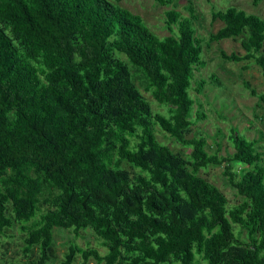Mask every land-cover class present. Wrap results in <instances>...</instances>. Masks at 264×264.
Segmentation results:
<instances>
[{"label": "trees", "instance_id": "16d2710c", "mask_svg": "<svg viewBox=\"0 0 264 264\" xmlns=\"http://www.w3.org/2000/svg\"><path fill=\"white\" fill-rule=\"evenodd\" d=\"M115 1L0 0V249L17 239L21 252L0 264L52 263L55 229H89L105 249L70 242L58 264H264L257 140L231 129L233 152L223 156L205 137H185L206 117L199 103L192 118L190 95L205 84L194 79L202 43L239 39L243 54L221 58L253 63L264 81V21L212 10L223 27L204 40L188 3V16L164 13L169 34L160 38ZM129 64L164 113L152 110ZM249 90L264 106V92ZM154 126L187 155L159 143ZM209 166L222 167L238 204L228 207L197 175Z\"/></svg>", "mask_w": 264, "mask_h": 264}, {"label": "rangeland", "instance_id": "374dc122", "mask_svg": "<svg viewBox=\"0 0 264 264\" xmlns=\"http://www.w3.org/2000/svg\"><path fill=\"white\" fill-rule=\"evenodd\" d=\"M115 3L132 14L140 16L148 29L160 38L169 34L165 28L164 13L172 9L180 12L183 16H188L186 10L188 3H191L195 10L196 18L193 20L195 35L204 40H207L210 33H215L223 27V23L218 20L212 21V10L235 7L247 14H254L264 21V0H257L256 3L254 0H172L170 5H161L154 0H119ZM239 42V39L234 41L225 39L209 45L203 42L201 54L203 66L194 72V79L195 81L203 80L205 84L201 94L197 95L193 90H190V95L195 102L192 118H194V112L198 109L199 103L206 117L189 127L185 137L190 139L201 135L205 137L207 145L212 150L219 147V153L223 156L233 152L228 140L231 129L246 139L257 140L259 151L264 153V106L249 90L251 87L257 94L264 92V81L259 68L253 63H248L246 69H243L242 66L245 65V62L234 63L226 61L220 56V51L227 54L231 52L243 54ZM129 66L133 73L135 86L150 103L152 110L164 113L165 107L157 104L150 93L145 90L146 81L142 74L137 72L135 67L130 64ZM211 75L215 76V81L210 79ZM192 87H194V81ZM154 133L156 140L167 146L173 153L184 157L187 155L186 147L177 143L156 126H154ZM241 168L243 166L240 164L234 165V171H239ZM222 171L220 166H209L206 169H200L197 175L217 187L225 196L227 206L231 207L238 204L242 198L234 188L228 185ZM233 229L236 235L245 237V232L238 225L234 224ZM53 235L57 259L50 264H58V260L63 258V253L70 242H75L82 248L95 247L100 253H105V249L99 246V240L95 239L89 229L80 231L76 236L71 230L55 229ZM17 244L18 240L14 239L9 244H5L3 249H0V263L3 260H15L20 257V247ZM75 264H79V259ZM89 264H94V262L91 261Z\"/></svg>", "mask_w": 264, "mask_h": 264}]
</instances>
